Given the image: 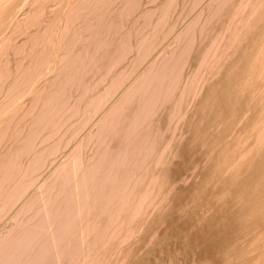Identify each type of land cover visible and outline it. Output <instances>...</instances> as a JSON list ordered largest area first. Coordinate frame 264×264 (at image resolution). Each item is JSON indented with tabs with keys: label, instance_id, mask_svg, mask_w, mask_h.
<instances>
[{
	"label": "bare ground",
	"instance_id": "bare-ground-1",
	"mask_svg": "<svg viewBox=\"0 0 264 264\" xmlns=\"http://www.w3.org/2000/svg\"><path fill=\"white\" fill-rule=\"evenodd\" d=\"M36 1L38 2V0H36ZM49 1H51V0H49ZM54 1H56V0H54ZM89 1L90 0H78V2H77L78 4H76L77 7L75 6L74 8H77V10L79 11V4L84 2V4L86 6L84 5L85 6L84 7L81 5V7H83V9L88 10V12L89 11L92 12L93 10H99V8L103 9V7H105L104 4L110 5V4H108L109 2L105 3V1H102V0H100V1H102L104 3L100 2V4H99V0H94V1L91 0V3ZM120 1L122 2L123 5H124V3L125 4L130 3L129 0H120ZM215 1L219 2V5L217 4L218 2H216V4L218 6L225 4V0H215ZM215 1H213V3H215ZM35 2H34V4H35ZM95 2H97V4H99L98 8H97V4L94 5ZM110 2H113V1L110 0ZM226 2H228V0ZM235 2H236V0H230V2H228V4L231 3L233 5L229 9H228V7H230V6H228L226 9L222 8L221 6L219 8L217 6L216 8H218V9L214 8L217 11V12L216 11L214 12L215 14L221 13V15H223V13H224V16L227 15V18L228 17H231V18L235 17V14L237 16V23L232 24V25H228L230 28L229 29L227 28L228 32L224 38H222L223 34L218 33L215 35H211V37L209 36V38L207 39L206 36H208L210 33L208 34L209 31L207 32L206 28L210 27V25L208 24L209 26H207L206 25L207 23L203 22V24L205 23L204 25H206L207 27H205L204 31H202L203 33L199 32V33H201V35L199 33H198L199 35L197 34V36H201V41H199V43L201 42V44H200L201 49L200 50L198 49L197 57H194L193 61H192V59L190 60V63H189V61H187L188 64H190V66L193 68V69H191L193 71V72L191 71V73H194V71H195V74L190 75L191 77L189 76V78H187V81L189 79V82L187 83V85L185 83V86L182 87V85H184V82L182 80V82H183L182 83L181 81H179V79H180V77L181 78L182 77H184V78L188 77V76L185 77V75H184L185 72H181V71H183V69H181V68H183L184 64H187V62H186V60H188L187 58L188 57H189V59L191 58L190 54H191V52L194 49V46L196 44V43L195 44L193 43L192 38L195 35V30H196L195 27H196L197 21L195 22V24L192 22H189L188 25L185 27V29L177 34V35H179L178 36L179 38L181 37L180 38V40H182L181 44L184 41L186 42V43H184L185 45L183 47H179V50H176L178 48L177 47L178 45L175 46V48L173 50L170 48L172 50V52L169 53L170 57H167V54H168L167 52H165L166 55L164 53V55H165L164 57H161L159 55L160 58H159V56L154 55L153 60H151L152 64H153L152 66H150L151 71L149 72L150 69H148L147 72H144V74H146L148 72L151 74L153 73L151 75L152 77L150 76L149 73H148V75L146 74V76H148V77L145 76L146 77L145 79L142 78L144 76V74H142L143 76H141V78L139 76L140 80L143 79L142 82L141 81L138 82V83H140L139 87H140V85H143L144 93L141 94L140 96H138L136 98V100L134 101L135 102L134 103V109H131V108L125 109L126 111H123V109H122L123 112L122 111L120 112V113L124 114L125 120L127 119L128 121L125 124H120V125L118 124V127H116L115 125H117V124H115L114 122H111V121H113L114 118L116 120L117 117L116 116L113 117V115L111 113L115 114V112H111V111L107 112L108 114H106L107 116H104L106 118H104L103 121L101 120L102 121V124H101L102 127H103V122H108V124L110 122V123H113V126H115L117 129H116V131H115V129L110 131V128L108 130L106 127V129H107V130L105 129L106 132L105 131L103 132V130H102V132L100 134L102 136L99 137L100 136L99 135L98 136L99 138H97L100 140L101 144L98 142L97 143L101 147L99 145H97L98 146L97 148H98L99 152H100L99 147L103 148L105 151L103 152V149H102V153L97 152L98 153V154L96 153L97 158L95 157L96 159L91 162L92 166L90 165L91 166L90 167L88 165L89 169L88 168L86 169L88 171L84 172L86 177H88V178L91 177L92 181L94 179L96 181V183H95L96 187L94 184L95 188H93L94 190H92L93 193L90 192V194L95 199V201H94L95 203L93 205L96 209L95 214L92 215L94 220L92 219V217H91V220L95 221L96 227L99 226L98 231L96 232V230H95V232L97 234L93 238V240L96 239L94 241L97 242L98 244H100V243L105 244L106 243L104 249L101 247L102 246V244H101V246H100L101 252L100 253H99V248L97 249L98 251L96 250L97 254H99L100 256L98 257V255H97L96 258L97 257L98 258L97 259L95 258L96 260H94V257H95V255H94L93 264H95V262H96V264H122V263H125V264H145L144 262L146 260L148 261L153 256V254L155 253V249H157V248L161 249L162 252L167 253L169 255V257H175L176 258L175 260H178V259L180 260V255L182 256L184 253L185 257L183 258V261H184V259H186L187 260L186 263L190 262L191 264H211V263L214 264V262H216V261H217L216 263H218V264H264V254H263L264 251L263 252L259 251L257 253L255 252V254H252L249 251L250 249L248 248V245H247V247H243L240 245V242H243V241H245L244 243L252 242V244H253V242H260L259 244H264V145L261 147L259 146L260 148L255 147V145L259 142L258 140L262 139V138H260L261 135H257V138L259 136V139H256V142L257 141L258 142L254 143L255 144L254 146L252 143L247 144V146H245V138H244V136L246 134L251 133L253 130H255V131L259 130V131H261V134H264V125H263V123H264V96L263 97L259 96L260 97L259 100H257V96H256L255 99L257 101L254 100L252 103L250 102L251 97L253 96L252 94H253L254 87H257V85L259 83L257 81L259 79V77H257L258 79H256V77L253 79H252V77L251 78L249 77V76H252L249 72L250 66L252 64H254V67L256 65V66H260V68L262 66H264V39H262L264 36L263 26L256 28V30L254 31L256 36H253L252 38H248V36H247V34L249 32H251L252 26H256L260 20L264 19V9L261 8V10L259 9L256 12L255 8H254L255 6L261 7L262 5H264V0H247V2H245V3H247L250 7L249 8H243L242 7L243 8L242 11H241V9H240V11L235 10V8L232 9V7H234ZM75 3H74V5H75ZM211 3H212V0H211ZM39 5H42V4L40 3ZM109 7L110 6H108V8ZM126 7H128V5ZM126 7H125V9H126ZM95 8H97V9H95ZM108 8H106V10H108ZM38 9L40 10V8H38ZM81 10H82V8H81ZM104 10H105V8L103 9V11ZM106 10L104 11L105 14L103 13L104 16H108L106 20L104 19L106 17L102 16L101 13H100L101 14L100 17H99L100 14L97 15V17H99V19L101 17H103V18H101V21L98 22L99 23L98 26H100L102 28H97L96 30H94L93 29L94 26L91 25L92 23L89 26L90 21H92V19H94V18L89 17L90 19H88L90 12L88 14L87 11L84 15L82 13L83 16L78 15L81 17V19H80L81 22L79 24L77 23L79 25L77 27H78V29L80 28V26L83 28L87 27L86 30H88V27L91 28V30L93 29L92 33H91L92 34L91 39H90V36L89 37L87 36L88 37L87 43H88L89 39H90L89 41H91V42L99 43V45H96L95 47H93L94 49H92L93 51L94 50L96 51L95 61L100 66L99 68L103 67V70H106L104 72V73H106L105 77L106 76L108 77V75H109L111 77V83L115 81L113 83L114 85L113 84L112 85L114 87L117 86L115 88L119 89L118 85L120 86V84L122 83V79H124L123 75H125L122 73L123 70L122 71H120L121 69L120 70H113V69L108 70L107 67L112 68L113 66H115V64H117L121 60V58H120V60L118 59L119 57H123L127 53L129 54V51H131V48H129L131 46V44H128V45H130L129 47L126 45L127 48H125L126 50H124V54H122V51H121V53L118 55V52L120 51V50L118 51V48H120L119 45L122 43V42L120 43V39L110 37V38L104 40V38H102L103 36L101 37V35H102L101 33L104 32V30H102L104 26L108 27V29L106 31L108 34L109 33L110 34H118V30H119L120 22H119V24L117 23V21H118L117 20V17H118L117 14L119 15V13L116 14V9L115 8L112 9L110 7L109 10H111V11H110V13L108 12L109 15H106V13H107ZM20 11H21V9H20ZM20 11L18 10L15 14L18 15ZM117 12H119V11H117ZM36 13L39 14V12H36ZM252 13L255 14V15L253 14L254 19L250 23H248L250 20L249 17L251 18ZM75 14L77 15V13H74V15ZM96 14H98V13H96ZM144 14H145L144 15L145 17L141 13V15L145 19V18H147L148 15H147V13H144ZM92 15H94V14H92ZM37 17H38V15H37ZM97 17L95 19H97ZM161 17H160V19H161ZM34 18H35L34 16L31 17L30 24L31 23L32 24L39 23V20L36 21V20H34ZM209 19H211V18H209ZM220 20H221L220 18L217 19L218 22ZM50 21L51 22H48V23L49 24L51 23V25L48 27L52 28V26H54L53 25L54 23L52 22V20H50ZM113 21L115 23L114 25H113ZM151 21H152V19H151ZM193 22H194V20H193ZM208 22L210 23V21H208ZM224 23L225 22L213 23V24H216V26L213 25V27L219 28V30L221 31L222 29H220V28H222V27L226 28L224 26L227 25V23L225 25H224ZM211 24H212V22H211ZM94 25H95V23H94ZM162 25H165V23L160 22L159 24H157V27H155L157 30H155L156 32H154V34H152L150 32H148V33L146 32L147 34H145V36L144 35L140 36L141 34H139L138 36L135 35L137 37L132 41V50H133V48H135L137 51L136 52L137 54L139 53V51H141L140 54L143 53L145 55L146 52H148L150 49H153L155 47V46L153 47V45L156 44L155 41L159 42L158 45H162V43H164L165 40L169 41L167 39L170 35H172V32L170 31L168 33L167 30L164 32L163 28H165V27H163ZM247 25H249V26L247 27ZM1 27L2 26L0 25V28ZM48 27L46 26V29L44 27L43 31H40V29H41L40 28V29H38V31H36V32L34 31L31 34H28V36H29L28 41L31 43L32 46L36 45L40 41L46 43V45L48 47H46L45 53L49 57V54L52 55L51 53L54 52L57 47L54 48L55 46L53 43H52L53 46L51 45L52 47L49 45L50 44L49 42L52 41L53 36H51L52 33H50V32H52V31L50 30V28H49V30L47 29ZM146 27H144L145 30H146ZM213 27H212V29H214ZM85 28H84V31H85ZM78 29L75 30V32L76 31L78 32L79 31ZM80 29H82V28H80ZM171 29H172V27H171ZM91 30H88V31L91 32ZM135 30L137 31V29H135ZM243 30H245V34L242 33ZM153 31H154V29H153ZM75 32L73 31L74 34H71L70 36H68L69 39H71V37H73L74 35L75 36L77 35V33L75 34ZM78 33L79 34H78L77 38L74 36L73 39H75V38L78 39L81 32H78ZM132 33H134V31ZM180 34H181V36H180ZM202 34H204V35H202ZM88 35H90V34H88ZM126 35H127V33L126 34L124 33V36H126ZM154 35H156L157 38H155L156 40L154 42H152L153 38L155 37ZM121 38H123V39H121L123 41V43L125 40H129L128 35L126 37L122 36ZM172 38H173V36H172ZM174 38H177V37H174ZM237 38H238V40H236ZM76 39H75V41H76ZM199 39H200V37H199ZM66 40L67 39H65V42H66ZM175 40L176 39H174V41ZM170 41H171V39H170ZM177 41L179 42L178 38H177ZM60 42H61V40H60ZM85 42H86V40H85ZM125 42H127V41H125ZM221 42L222 43L225 42L224 44H226L225 45L226 47L217 46V43L219 44ZM47 43H49V44H47ZM69 43H70V40H67L66 44H69ZM129 43H131V42H129ZM72 44H73V42H72ZM91 44H94V43H91ZM91 44L89 45V43H88L89 46H91ZM122 44H121V46L124 45V44L123 45ZM69 45H71V44H69ZM165 45H164V47H165ZM38 46H39V44H38ZM75 46H78V47L76 48ZM74 47H75V49H77L79 51V45H74ZM124 47H125V45H124ZM124 47H123V49H124ZM68 49H69V47H68ZM72 49L73 48H70L69 51L71 52ZM87 49H89V48H87ZM57 50L58 49H56V51ZM144 51H145V53H144ZM152 51L150 50L149 52L151 53ZM116 52H117V55L115 54ZM42 53H43V51H42ZM45 53H43L42 55L45 56L46 55ZM148 53H147V55H148ZM227 55L229 57L227 59V60H229V62L227 64H225L224 59ZM142 56H140V57L144 59L145 56H143V57ZM104 57H108V60L107 61H105L106 59L103 60ZM77 58L79 60V56ZM77 58L75 59L76 61H78ZM148 58H150V57H148ZM157 59L159 60V62H157L158 61ZM38 60H37V62H38ZM70 60H69V62H70ZM116 60H119V61L115 63ZM144 60H146V59H144ZM142 62H143V60L138 62L137 65L142 64ZM154 62H155V64H154ZM185 67H184V69H185ZM2 69L3 68H1L0 71H2ZM66 69L67 68H65V70ZM68 69H70V68L68 67ZM194 69H196V70H194ZM83 70H85V69H83ZM68 72L70 73V70ZM208 73L211 74L212 77H210V78H207L209 76L206 77L207 83H206L202 93H200V95L198 96L197 95L198 89H196V91H195L194 86L196 84L197 87H199L198 86L199 83H197V82H199L198 80L202 79V76L205 77L204 74H208ZM259 73H260V71H259ZM73 74H75V73H73ZM180 74H182L184 76H182ZM81 75L83 78L85 77L84 73H82ZM213 77H215V78L213 79ZM100 79H101V77H100ZM100 79H98V80L100 81ZM34 82H36V81H34ZM102 82H97V83L101 84ZM109 83H110V81H109ZM178 83H180V85L182 83V85L179 86V88L182 89V91H181L182 93L185 92V97L182 98V95H181L182 93L178 90L180 92L178 94H180L181 97L178 94H176L179 96V99L176 97L175 98L176 100L174 99V101H173V99H172V101H170L172 97L169 96L170 99H168V97L166 96V90H168L169 88H171V90H172V87L174 89V87L176 85H179ZM100 84L95 85L98 88L95 87L96 91L94 92V95H91L90 98H88L86 100L87 103L89 102L87 105L85 104L87 106V109H88V105H90V107L93 106V104L96 107L100 106L103 103L102 100H104L105 104H106V102L109 103V101H107L110 98L109 93L107 94V92H105V97L102 96L104 93L100 95L101 90L105 89L104 87L99 86ZM115 84H117V85H115ZM112 85L107 84L106 86H108V87L111 86L112 88H114ZM33 86H35V85H32V87ZM132 87L133 86H131V88ZM62 88L59 89L58 93L62 91L61 90ZM64 88H66V87H64ZM175 88H178V87L176 86ZM32 89H34V88H32ZM107 90H108V88H107ZM126 91H128V92H126ZM126 91L123 92V94L121 95L120 98L122 99V97L124 96L122 102L123 103L126 102L128 104L129 103L128 100L135 98V94L133 95L132 90L127 89ZM192 91H195L196 93L192 92ZM115 92H116V90H115ZM125 92H126V94H125ZM131 92H132L133 97H131ZM174 92H175V89H174ZM63 93L66 94V90H65V92L63 91ZM121 93H122V91H121ZM194 93L198 97L197 96L195 97ZM21 94H22V92H21ZM83 94L86 95V93H84V92H83ZM189 94L190 95L193 94L196 99L195 100H194V98L189 99V97H190ZM176 95H174V96H176ZM187 95L189 96L188 98L186 97ZM36 96H37V94H36ZM39 96H40V94H39ZM39 96H38V98H39ZM81 98H82V96H81ZM120 98H119V100H120ZM261 98H263V100ZM57 99H58V97H57ZM67 99L65 101H67ZM78 99H80V98H78ZM35 100H36V98H35ZM55 100L56 99H54L53 97L47 98L45 104L42 102L44 105L41 107L42 108L45 107L48 111H51V110L54 111V109H55L57 111V114L59 115V112L62 111L61 110L62 108H59V106H58V109H56L57 107L55 108V106H54ZM189 100H192L193 101L192 104H194L191 112L187 111L188 105L190 104V102H192V101H190L188 103ZM120 101H119V103L123 104ZM80 103L81 102H79V104ZM110 103H111V101H110ZM101 106H100V108H101ZM156 108L159 109L160 112L162 111L161 113H163V111H164V113L162 114V116H160L161 115L160 114L159 115L160 117L158 116L156 119H153L152 118V111ZM63 109H64V107H63ZM96 109L93 112L96 113L97 112ZM92 110H93V108H92ZM107 111H108V109H107ZM90 113H89L91 115L90 117H92L94 114L92 112H90ZM153 114H154V112H153ZM172 114H173V116H172ZM24 115L25 114H23V116ZM52 115H55V113H52ZM61 115H62V113H61ZM169 115H171L172 118L175 117L174 115H177L176 116V117H178L176 119L177 125H178L179 120H180L179 125L183 123L182 129L183 130L185 129V131H182V129H180V130L182 132L187 133L188 134L187 137H183V136L177 137V135H179L180 133L182 134V132L179 130V128L176 125H175L176 126L175 129H172V127L170 125H168V126H170L171 128H168L167 123L169 124L170 122H172V121L167 122V119H170V120L172 119V118H168V117H170ZM49 116L50 115H48L47 117L45 116L46 118L45 117H43V118L47 119ZM120 116L122 117L121 114H120ZM155 116H156V113H155ZM21 118H23V117L21 116ZM51 118L52 117H50V119ZM53 118H54V116H53ZM61 118H62V116H61ZM45 119L41 120L42 122H44L43 124H45V122L46 123L49 122V120H50L49 119L48 121H45ZM55 120H56V118L54 119V121ZM97 120H98V123L101 122L99 120V118ZM94 121L96 122V120H94ZM174 121H175V119L173 120V122ZM181 121H182V123H181ZM40 124H42V123L40 122ZM91 124L93 126V123H91ZM106 124L107 123H105V125ZM217 124L222 125V128L220 130L215 129ZM82 125H83V127H80L79 129L84 128V124H82ZM138 125H140L142 127L139 128ZM182 125L179 127H182ZM24 127H26V125ZM102 127H100V128L103 129ZM235 127H236L235 131L239 132V133H237V134H239V136L235 137L233 139H230L229 135L233 134L232 131L234 130L233 128H235ZM104 128H105V126H104ZM53 129H54V127H53ZM18 130H20V128ZM21 130H20V132L22 133V131L24 129L22 131ZM175 130H179L180 132L179 131L176 132ZM6 131H8V130H6ZM32 131H34V130H32ZM32 131H31V133L33 135ZM5 132L3 131V133H5ZM20 132H16V133H20ZM53 132H54V130H52V133ZM16 133H15V136L17 135ZM31 133H30V136H31ZM176 133H178V134H176ZM116 134H119V135L117 136ZM26 137H28V136H26ZM46 137L48 138L47 135H46ZM15 138H17V137H14V139ZM100 138H102L103 140ZM178 138H181V139H178ZM263 141H264V138H263ZM198 144L206 145V150H205L204 154H202V156H200V158H197V161L193 159L196 162L192 161L193 162L192 163L191 157L194 155V151L196 150L195 147ZM259 145H261V143H259ZM22 148H25V147H21V149ZM44 149H43V151H44ZM8 152H10V151H8ZM18 152H20V151H18ZM37 154H39V153H37ZM43 154L44 153H42L41 155L43 156ZM3 155L6 156L5 154H3ZM40 157L37 158L36 160H34L35 164H37L39 161L41 162L42 157H41V159H40ZM44 157H46V156H44ZM205 159L210 160L211 165H209V167L205 171L201 172L200 169H198V167L202 164V162ZM11 160H12V158H11ZM44 160H46V159H44ZM220 163L226 164L225 170H223V168L218 167ZM5 164H7V163L2 162V166H0L1 172L6 169ZM72 165H73V163H72ZM133 165H135V166H133ZM88 166H86V167H88ZM8 171H10V169ZM195 172H196V174L197 173L201 174V176H202L201 184L195 185L194 183H192L193 185H191V186L190 185L187 187L181 186V181L182 180L184 181L187 178L186 176L190 177L193 174L195 176ZM5 173H6V171H5ZM83 174H82V177H85V176H83ZM2 175L3 174L1 173V177H2ZM5 175H7V174H5ZM20 177H22V176H19V178ZM130 177H134V178H130ZM198 178H199V175H198ZM128 179H130V180L133 179V180L131 182H128ZM2 180H4V179H2ZM9 180H11V179H9ZM26 180L27 179H24V181H26ZM30 181H31V179H30ZM86 181H87V178H86ZM88 181L90 182L91 180L88 179ZM68 182H69V180H68ZM5 183L6 184H4L2 182L0 183L1 184L0 185V194L2 195L0 198V202L6 200L7 196L10 200L11 195H12V194H10L11 193V187L15 186L13 183H11V184H9L7 182H5ZM74 183L75 184L73 186L68 183L71 186V188H69L67 186L68 184L66 185L67 187L66 186L63 187L62 186L63 184L61 183L59 190L61 192L65 191V194H67L66 197L71 195V193H73L72 195H75V192H77V194H79V197H80L81 191L79 190V186L81 187L82 183L80 184L77 181ZM93 183H94V181H93ZM93 183L91 182L92 187H93ZM86 184H87V182H86ZM97 184H98V186H97ZM10 185H12V186H10ZM84 185H85V183H84ZM58 187H59V185H58ZM82 187L83 188L86 187L85 191H86V189L89 188L88 185L82 186ZM66 188H68V189H66ZM59 190H57V191H59ZM76 190H78V191H76ZM60 191L57 192V193H59L58 197H60V194H61ZM79 191H80V193H79ZM9 195H10V197H9ZM84 195H85V193H84ZM37 196L35 195V198H33L32 201L30 199V203L31 202L33 203V201L36 203V201L38 200ZM40 197L41 196H39V198ZM93 198H92V200H94ZM62 201H64V199H62ZM62 201H60V202H62ZM65 201L67 202L68 199ZM69 203H70V201H68L65 205H63V207L66 209V211L71 210L73 208L72 206L74 203L73 202H71L70 204ZM91 203H93V202L91 201ZM61 204H63V203H61ZM58 205L56 204V206H58ZM196 205L199 206V207H197V209H199V210L195 211L192 208L195 207ZM0 207H2L1 204H0ZM42 207L43 206H41V209H42ZM58 207L62 208L61 205H59ZM122 208H123V210H124V208H125V210L127 209L126 212L123 211ZM92 209H94V208H92ZM105 209L109 210V212L111 210V212H113V215L111 212H110L111 215L107 214L108 215L107 216L106 213H108V212L105 213L106 216L103 215V212H105ZM49 210H51V209H49ZM97 210L99 211L98 213H96ZM118 210H120L121 212H124V213L123 214L120 213V216H119V212H120L119 211L118 214L116 215ZM1 211L2 210H0V212ZM54 211H55V208H54L53 212ZM66 211H64V212L66 213ZM56 212H58L59 214L54 213L55 215L53 214V217H55V218H53V219H56L57 218L56 216H58L60 218L61 217L64 218L65 216H67V215L64 216V214L61 216V213L63 211H60L61 212L60 213L58 211V208H57ZM36 213H37V210H36V212L35 211L33 213L31 212L30 213L31 215L28 217L26 215V217H27L26 220L33 221V218L34 217L36 218V215H35ZM114 214L116 216H119L120 218L117 219L118 217L116 218ZM150 216H152V217H150ZM114 217H115V219H113ZM133 217H134V220H133ZM50 218H51V216H50ZM62 218L60 220H64ZM76 219H78V221L81 222V220L79 218H76ZM116 219H117V221H116ZM113 220H115L116 222L114 221L113 224H111ZM55 221H57V219ZM78 221H76V222H78ZM117 222H118V224H117ZM164 222H168L167 228L165 230L161 229L160 233L158 235H156L158 232L157 231L158 225H160V223L165 224ZM29 223H28V225H29ZM114 223H116L115 229L118 230V228H119L118 231L121 230L120 232L122 233L121 236H119L118 241H116L115 238L113 239L110 237L111 233L108 236L109 239H108V237H107V240L102 239V237L104 235L103 233H105V231H106L104 229L106 228L108 230L107 225L111 224V226H112V225H114ZM58 224H62V222L61 223L58 222ZM67 224H69V223H67ZM77 224L79 225V223H77ZM86 224L87 223H84L83 225H86ZM30 225H31V223H30ZM30 225L28 227H30ZM32 226H34V225H32ZM35 226H36V224H35ZM92 226H91V228H93ZM25 227H27V226H25ZM28 227H27V229H28V231H30L31 229L29 230ZM59 227H61V226H59ZM30 228H32V227H30ZM84 228H81V230ZM139 228L144 229L143 230L144 233L142 232L143 235L140 236V238H139V241L141 242V246H143L146 241H148V240L150 241L151 239L154 242V245L152 243L147 242L149 245L151 244L152 247L149 248L148 250H146V252L141 253V254H139V251H141L140 246L134 247L133 244H131V243L123 245L124 239L127 238L128 236H131L132 234H130V233H133L135 230L137 231V229L139 230ZM15 229H17V230H15ZM87 229L85 228L84 230H87ZM79 230L80 229H78V232H77V230H75L77 232L76 234H78V235H80V233L81 234L83 233V232H79ZM84 230H82V231H84ZM116 230L113 229L112 234H113V232L115 234L117 232ZM8 231L9 230H6L5 232H8ZM16 231H18V232H16ZM59 231H61L60 228H59ZM62 231H63V229H62ZM131 231H133V232H131ZM183 231H187V232L184 233V235H183V234H181V232H183ZM19 232L20 231L18 230V228L14 227V230L12 228V230L9 231L8 234L5 235L4 237L0 236V254L5 253V254H3V256L4 255L7 256L6 254H8V253H6V250H8V249L11 250L13 245L14 244L16 245V243H18L17 240L20 239L21 234ZM23 232H25V231H23ZM37 232H38V230H37ZM45 232H46V229H45ZM155 232H156V234H155L156 238L153 239L154 236L152 237L151 235H154ZM176 232H178L177 235H175ZM42 233H43V231H42ZM56 233H58V232H56ZM65 233H67V232L65 231ZM71 233H75V232L72 231ZM106 233H107V231H106ZM117 233L119 234V232H117ZM252 233H254V235H251ZM257 233H260V234H257ZM25 234H26V232H25ZM53 234H51L52 238H54ZM76 234H75V236H76ZM116 234L114 236L112 235V237H115V236L118 237ZM42 235L43 236L40 238L39 243L41 242L43 244L45 241L50 242L51 237H49V233L48 234L44 233ZM181 235H183V236H181ZM59 236H60V234H59ZM69 236H68V238H71ZM173 236H174L175 240L177 238H179V239L182 238V240H183L182 242L185 241L186 245L182 246L184 244L181 242L182 245L180 244L179 247L174 246L175 249H174V247H171L170 240H172L171 237L173 238ZM26 237H27V235H26ZM150 237H151V239H150ZM29 238L30 237L26 238V240L27 239L29 240ZM75 239H76V237H75ZM78 239H79V237L77 238V240ZM20 240H22V238ZM42 240H43V242H42ZM127 240H128V238H127ZM31 241H32V239H31ZM51 241H53V240H51ZM74 241H76V240H74ZM176 241L179 243L178 239ZM57 242H59V241H57ZM95 242H94V244H95ZM61 243L63 244V242H61ZM74 244H76V243H74ZM33 245H35V244H33ZM40 245L38 244V247L33 248L34 251H30V252L25 251L27 254L25 255V259H23L24 261L26 260L24 264H57L56 260L52 259V258H54L53 255H51V253L53 251H51V250L47 251V252L42 251L39 248ZM63 245H61V246L63 247ZM78 245H77V249H78ZM92 245H90V246L92 247ZM173 245L174 244H172V246ZM45 246H46V250H47L48 244ZM64 246H65V248L68 247V246L66 247V245H64ZM29 247H31V246H29ZM75 247H76V245H75ZM26 248H28V247H26ZM65 248H63V249H65ZM71 248H73V247H71ZM54 249H56V248L54 247ZM48 250H49V248H48ZM79 250L80 249H78V251ZM261 250H264V249L262 248ZM59 251H61L60 248H59ZM181 252H182V254L179 255V253H181ZM70 253L75 258L76 252H74L75 255L72 254V252H70ZM54 255H56V257H57V254L54 253ZM71 255H69V256H71ZM1 256H0V258H2ZM59 256H60V253H59ZM76 256H78V255H76ZM9 257H11V256H9ZM20 257L22 258V256H20ZM72 257H70L71 260H72ZM153 258H154V256H153ZM5 259H7V258H5ZM66 259H67V257H66ZM71 260H70V263L73 264L74 261L72 263ZM75 260H78V258ZM7 261L10 262L9 260H7ZM24 261H22V262H24ZM78 263H76V264H78ZM0 264H2V263H0ZM61 264H63V262ZM80 264H81V262H80ZM90 264H91V262H90Z\"/></svg>",
	"mask_w": 264,
	"mask_h": 264
},
{
	"label": "rangeland",
	"instance_id": "rangeland-1",
	"mask_svg": "<svg viewBox=\"0 0 264 264\" xmlns=\"http://www.w3.org/2000/svg\"><path fill=\"white\" fill-rule=\"evenodd\" d=\"M26 1L27 0H0V14H1L0 15V25L2 26L0 28V69L3 68L2 71H0V111H1L0 112V134L2 133L0 135V139H1L0 140V157H1L0 158V164H1L0 166H2V162L3 163H7V164H5V168L6 169L4 171L1 172V169H0V179L1 178L4 179V180L1 179L0 181L2 183H4V184H6L5 182L11 184V183H13L15 181L13 183L15 186L10 185V186L13 187V188L11 187V193L10 194H12V195H11L10 200H9V198L7 196L8 200L6 199V200L0 202V204L2 206V207H0V210H2L0 212V224H1L0 225V236L4 237L5 235L8 234L9 231L12 230V228L14 230V227H15V228H18V230L20 231L19 232L21 234L20 239L22 238V240H20V239L17 240L18 243H16V245L14 244L16 247L13 245L11 250L10 249L6 250V253H8V254H6L7 256H5V255L3 256V254H5V253L1 252L2 254H0V256L2 255L1 256L2 258H0V263H2V264H17V263L18 264H22L23 263L24 264L26 260L24 261L23 259H25V255L27 254L26 252L34 251L33 248H36V247H38V244L39 245L41 244L39 246V248L42 251H46V252L50 251V250L53 251L51 253V255H53L54 258H52V259H55L57 264H59V263L61 264L62 262H63V264H71L70 263V260H71L70 257H72L73 255H71L70 252H72V254H74V252H76L75 254L78 255V256H76L74 254L75 258H74V256L72 257L71 262L73 263V261H74L73 264H76L78 262H79L78 264H80V262H81V264H83V263L84 264H88V263L90 264V262H91V264H93V261L96 260L100 256L99 254H97L96 250L99 248V253H100L101 252L100 246L102 244V243L98 244L97 242H95L94 240H96V239L93 240V238L97 234L96 232L98 231L99 226L96 227L95 221L91 220V217H92V215L95 214L96 209H95V207L93 205L95 203L94 202L95 199L90 194V192L93 193L92 190H94L93 188L96 187V184H95L96 181L93 178L94 179L93 180L94 183H93L92 178L91 177H89V178L86 177L84 172L88 171L86 169L87 168L89 169V166L91 165V162L97 158L96 157V153L99 152V150L97 148L98 147L97 145H99L98 143H100V140L97 139V138L102 136V135H100L102 130H103V132L104 131L106 132V130L107 129L109 130V128H110V131L114 130V129L116 131V129H117L116 127H118V124L119 125L120 124H125L128 121L127 119L125 120L124 114H122L120 112L122 111V109H123V111H126L125 109H130V108L134 109V103H135L134 101L136 100V98L138 96H140L141 94L144 93L143 85H140V87H139L140 83H138L139 81H141V82L143 81V79L140 80L141 76H143L142 74H144V72H147L148 69H150V66L153 65L151 60H153L154 55L155 56H159L160 55L161 57H164L166 55L165 52H167L168 53L167 57H170L169 53L172 52V50L175 48V46L178 45L177 46L178 48L176 47L177 48L176 50H179V47H183L185 45L184 44V43H186L185 41L181 44V42H182V40H180L181 37L179 38L178 37L179 35H177V34L179 32H181L182 30H184L189 22H192V23L195 24V22L197 21L196 22V27H195L196 28L195 35L192 38L193 43L194 44L196 43V44H195L194 49L192 50L191 54L189 53L191 58L189 59V57H188L187 58L188 60H186V62L189 61V63H190L191 59L193 61L194 57H197L198 49L199 50L201 49V46H200L201 42L199 43V41H201V36H197V34L199 32L203 33L202 31H204L205 27L210 25V27L206 28L207 32L209 31L208 34L210 33L208 36H206L207 39L209 38V36L211 37V35H215V34H218V33L223 34L222 38H224L227 35V32H228L227 28L228 29L230 28L228 25H232V24L237 23V16L235 14V17H232V18L228 17L227 18V15L225 14L226 16H224V13H223V15H221V13H219V14H215L214 13L216 11L215 9H218L220 6L222 8H225V9L228 6H230V7H228V9L231 8V6H233V5L231 3L228 4V2H230V0H228V2H226L227 0H225V4H222L220 2L222 4L220 6H218L219 2L215 1V0H212V3H211V0H129L130 3L129 4L128 3H126V4L124 3V5L122 4V2L120 0H115V1L111 0L113 2H110V0H102V1H105V3L109 2L108 4H110V5L104 4L105 7H103V9L105 8V10H106V8H108V6H110L112 9H114V8L116 9V14L119 13V15L117 14V16H118L117 20L118 21L116 19L115 20L117 21L118 24L120 22V24H119L118 34H110V33L108 34L106 32L108 27L104 26L103 29H102V30H104V32L101 33L102 34L101 37L103 36L102 38H104V40H106V39H108L110 37L118 38V39H120V43L121 42L123 43V41L121 40L123 38H121V37L122 36L126 37L128 35V39L129 40H125L127 42L124 41V43H123L125 45V47H124V45L122 43L121 44L123 46H121V44L119 45L120 48H118V51L119 50L120 51L119 52L117 51L118 55L121 53V51H122V54H124V50H126L125 48H127V46L128 47L130 46L128 44H131V46L129 47V48H131V51H129V54L128 53L125 54V56H123L124 58L123 57H119L118 59L120 60V58H121V60L120 61L116 60L115 63L118 62V61L119 62L117 64H115V66H113V67L111 66L112 68L107 67L108 70H112V69L113 70H120L121 69L120 71L123 70L122 73L125 74V75H123L124 79H122V83L121 84L119 83L120 86L118 85V87H119V89H118V88H115L117 86H115V87L113 86L114 85L113 83L115 82L114 80H113L114 82L111 83V77L109 75H108V77L107 76L105 77L106 73H104V72L106 70H103V67L99 68L100 66L95 61V53H96V51L95 50L93 51L92 49H94L93 47H95L96 45H99V43L89 41L91 39L92 30L93 29L96 30L97 28H102V27L98 26V24H99L98 22L101 21V18H103V17H101L99 19L101 14H102V16H104L103 13H104L105 10L103 11L102 8H99V10H93L92 12L89 11L90 12V14H89L88 10L83 9V7H81V5L82 6L85 5L84 2H82L83 4L82 3L79 4V11H78L77 8H74L75 6L77 7L76 4H78L77 3L78 0H60V1L59 0L58 1L57 0L56 1H54V0H51V1H49V0H46V1L45 0H38V2L36 0H28L27 1L28 3ZM102 1L99 0V4ZM213 1H215V3H213ZM34 2H35L36 5L34 4ZM89 2L91 3V0ZM216 2H218L217 3L218 5L216 4ZM245 2H247V0H236V2L234 4V7H232V9L235 8V10H239V11L241 9V11H242L243 8H249L250 6L247 3H245ZM40 3L42 5H39ZM74 3H75V5H74ZM102 3H104V2H102ZM96 4H97V2H95L94 5H96ZM99 4H97V8H98ZM127 5H128V7H126ZM217 6H218V8H216ZM110 7L108 8V10L110 9ZM125 7H126V9H125ZM38 8H40L41 11ZM81 8H82V10H81ZM97 8H95V9H97ZM254 8H255V11L257 12L259 9L261 10V8L264 9V5H262L261 7L260 6H255ZM20 9H21V11H20ZM18 10L21 13L19 12V14L16 15L15 13ZM108 10H106V12H107L106 15H109L108 12L110 13V11H111V10H109V11ZM86 11L89 14L88 19H90L91 17H93L95 19L97 17V15H99L101 13L99 15V17H97V19H95V20L92 19L93 22L90 21L89 26H90L91 23H92L91 25L94 26V28L92 27L93 28L92 30H91V28L88 27V30H91V32L86 30L87 27L86 28L84 27L85 31H84L83 27L80 26V28H82V29H80V28L78 29V27H77V26H79L78 24L81 22V20H80L81 17L80 16L82 15V13L84 15L86 13ZM117 11H119V12H117ZM36 12H39V14L36 13ZM74 13H77V15L76 14L74 15ZM96 13H98V14H96ZM141 13L143 14V16L145 15L144 13H147V15H148L147 18L144 19L145 16L143 17L141 15ZM92 14H94V15H92ZM253 14L254 13H252L251 18L249 17L250 20H249L248 23H250L254 19V15L255 14L254 15ZM37 15H38V17H37ZM78 15H80V16H78ZM33 16L35 17L34 20H36V21L39 20V23H37V24H32L31 23L32 25L30 24V19ZM104 17H106V18H104L106 20L108 16H104ZM160 17H161V19H160ZM209 18H211V19H209ZM219 18L221 19L219 22H221V23L225 22L224 25L227 23V25H225V26L223 25L226 28H223V27L220 28V29H222L221 31L219 30V28L213 27V25L216 26V24H213V23H219L217 21V19H219ZM151 19H152V21H151ZM50 20H52V22L54 23V24L52 23L54 25V26H52V28L48 27V26L51 25V23L50 24L48 23V22H51ZM193 20H194V22H193ZM208 21H210V23ZM68 22L69 23L71 22V23L69 24ZM158 22L159 23L160 22L165 23V25H162L163 27H165V28H163L164 32L166 30H167L168 33L170 31L172 32V35H170L168 37V39H167L169 41L165 40L164 43H162V45H158L159 42L155 41L156 40L155 38H157V36L154 35L155 37L153 38L152 42L155 41V43L157 45L153 43L154 44L153 47L154 46L155 47L153 49H150L151 51L153 50L151 52L152 54L149 52L150 50L148 51L149 53L148 52L145 53V51H144L145 55L143 53L140 54L141 51H139V53L137 54L136 53L137 51H136L135 48H133V50H132V41L139 34H141L140 36H143V35L145 36V34H147L148 32L154 34V32H156L155 30H157L155 27H157V24H159ZM203 22H206L207 26L204 25L205 23L203 24ZM211 22H212V24H211ZM94 23H95V25H94ZM114 24L115 23L113 21V25ZM46 26L48 27L47 28L48 30L50 28V30L52 31V32H50V33H52L51 36H53L52 41L49 42L50 44L49 43H47V44H49L51 46L52 43H53L54 46H55L54 48L57 47L56 49H58L57 51L55 49V51L51 53L52 55H50L48 53L49 57L45 53L46 52V47H48L46 45V43L40 41V42H38L36 44L37 46L36 45L32 46L31 43L28 41L29 40L28 34H31L34 31L36 32L40 28H41L40 31H43V28L45 27V29H46ZM248 26L249 25H247V27ZM260 26H263V30H264V19L260 20L256 26H252L251 32H249L247 34L248 38H252L253 36H256L254 31L256 30V28H258ZM144 27H146V30H145ZM171 27H172V29H171ZM212 27L214 29H212ZM77 29L79 30L78 32H81V34L79 35L78 39H76V38H77L79 33L77 31L75 32V30H77ZM135 29H137L138 32ZM141 29L143 31L144 30L145 31L143 32ZM153 29H154V31H153ZM132 30L134 31V33H132L133 32ZM73 31L75 32V34L77 33L76 36L74 35L76 37L75 39H76L77 42L75 41V39H73L74 38L73 35H72L73 37H71V39H69V37H68L71 34H74ZM124 33L125 34L127 33V35L124 36ZM201 33H199V34L201 35ZM242 33L245 34V30H243ZM88 34H90V35H88ZM135 35H137V36H135ZM202 35H204V34H202ZM87 36L88 37L90 36V39L88 40L89 45L91 43H94V44H91V46H89L88 43H87V38H88ZM172 36H173V38L177 37L179 42L177 41V38H174V39H176L175 40L177 42L176 43L174 41V39L172 38ZM180 36H181V34H180ZM199 37H200V39H199ZM64 38L67 39V40H70L69 44H71V45L66 44L67 40L65 42ZM170 39H171V41H170ZM262 39H264V36H263ZM60 40H61V42H60ZM85 40H86V42H85ZM236 40H238V38ZM72 42H73V44H72ZM129 42H131V43H129ZM224 43H222V42L219 43V44L217 43V46L226 47L225 46L226 44H224ZM38 44H39V46H38ZM74 45H79V51L77 49H75V47L77 48L78 46L74 47ZM164 45H165V47H164ZM68 47H69V49H68ZM123 47H124V49H123ZM70 48H73L71 50L72 53L69 51ZM87 48H89V49H87ZM42 51H43V53H45L47 55V56L45 55L46 57L44 55H42L43 54ZM117 52L115 53L116 55H117ZM147 53H148V55H147ZM164 53H165V55H164ZM142 55L145 56L144 59H146V60H144L143 58L140 57ZM78 56H79V60L77 58ZM160 56H159V58H160ZM148 57H150V58H148ZM76 58H77L78 61L75 60ZM228 58L229 57L227 55L225 57V59H224L225 64H227L229 62V60H227ZM37 60H38V62H37ZM69 60H70V62H69ZM103 60L107 61L108 57H104ZM139 60L140 61L143 60V62H142V64L139 63L140 65H137L138 62H140ZM155 62H154V64H155ZM157 62H159V60ZM187 64H188V62H187ZM187 64H184L183 68H181V69H183V71H181V72H185V74H184L185 77L186 76H188V77H186V78L182 77L181 78L179 76L180 77L179 81L182 82V80H183V82H184V85H182L183 82L181 83L182 87L185 86V83L187 85V83L189 82V79L187 81V78H189L190 75L195 74V71H194V73H191V71H192L191 69H193V68L190 66V64H188V65ZM252 65L250 66V71H249L252 76H249V77L250 78L252 77V79L255 78V77H256V79H258L257 77H259V79L257 80L259 83H258L257 87H254L253 94H252L253 96L251 97V100H250L251 103L254 100L255 101L259 100L261 96L262 97L264 96V66H262L260 68V66H256L255 65V67H254V64H252ZM68 67L70 69H68ZM184 67H185V69H184ZM65 68H67L68 70L67 69L65 70ZM83 69H85V70H83ZM69 70H70V73L68 72ZM194 70H196V69H194ZM150 71H151V69L149 70V72ZM259 71H260V73H259ZM73 73H75L76 75L73 74ZM82 73H84V75H85L84 78L81 75ZM148 73H146V74L148 75ZM146 74H144V76L142 78L145 79L146 77H148V76H146ZM149 74L151 76L153 73L152 74L149 73ZM182 74H180V75H182ZM184 75H182V76H184ZM204 75H205V77L202 76V79L198 80L199 82H197V83H199L198 84L199 87H197L196 84L194 86L195 87V91H196V89H198L197 90V95L198 96L204 90V87H205V85L207 83V78L212 77V75L209 74V73L208 74H204ZM139 76H140V78H139ZM207 76H209V77H207ZM100 77H101V79H100ZM214 78L215 77H213V79ZM98 79H100V81ZM34 81H36V82H34ZM109 81H110V83H109ZM97 82H102V83L100 84V83H97ZM96 84L97 85L100 84L99 86H102V87L105 88V89L101 90L100 95L104 93L102 96L105 97V92H107V94L109 93L110 96L109 95L108 96L110 98L109 97H108L109 99L107 98L108 99L107 101H109V103L105 101L106 102V104H105L104 100H102V102L104 104L102 103L101 104L102 106L100 105L101 108H100V106L96 107L93 104V106H91V107H90V105H88V109H87L86 105L89 102L87 103L86 100L88 98H90L91 95H94V92L96 91L95 89L98 88V87L95 86ZM107 84H110V85L113 84L112 86L115 89L112 88L111 86H110L111 88L108 87L109 85L106 86ZM178 84L179 85H176V86L179 88V86H181V85H180V83H178ZM32 85H35V86L32 87ZM115 85H117V84H115ZM131 86H133V87L131 88ZM64 87H66V88H64ZM175 87H174L175 92H174L173 87H172V90H171V88L166 90V96L168 97V99H170V97H172L170 101H172V99L174 101V99L176 97L179 99V96L181 97V95H182V98L185 97V92H183L184 93L183 94L181 92L182 91L181 88L178 89V88H175ZM32 88H34V89H32ZM60 88H62L61 89L62 91L60 90L61 92H59V93L63 97L58 93ZM107 88H108V90H107ZM127 89L128 90H132L133 91V95L135 94V98H133L131 100H128L129 101L128 104L126 102L125 103L122 102L124 96L122 97V99L120 98L121 95L123 94V92L126 91ZM65 90H66V94L63 93V91L65 92ZM115 90H116V92H115ZM178 90L182 93L181 95L178 94V93H180ZM121 91H122V93H121ZM195 91H192V92H195ZM21 92H22V94H21ZM83 92L86 93V95L83 94ZM126 92H128V91H126ZM126 92H125V94H126ZM195 93H194V95H195ZM36 94H37V96H36ZM39 94H40V96H39ZM176 94H178L179 96L176 95ZM174 95H176V96H174ZM194 95L193 94L192 95L189 94L190 97L188 95L186 97L187 98L189 97V99L194 98V100H195L196 99L195 97L197 95H195V97H194ZM38 96H39V98H38ZM81 96H82V98H81ZM256 96H257V100L255 99ZM50 97H53L54 99H56L54 101V106H55V108L57 107L56 109H58V106H59V108H62L61 109L62 111L59 112V115L57 114V111L55 109H54V111H55L54 112L53 110L48 111L45 107H43V108L41 107V106H43L45 104L46 99L50 98ZM57 97H58V99H57ZM118 97L120 98L121 101L119 100ZM131 97H133L132 96V92H131ZM35 98H36V100H35ZM65 98L67 99V101H65L66 100ZM78 98H80V99H78ZM261 99L263 100V98H261ZM192 100H189L188 103L190 101H192ZM110 101H111V103H110ZM119 101L121 103H123V104H120ZM193 101L190 102L189 105L187 104L188 105L187 111H189V112H191V110L193 109V105H194V104H192ZM79 102H81V103L79 104ZM63 107H64V109H63ZM92 108H93V110H92ZM95 109L97 110L96 113L93 112V111H95ZM107 109H108V111H107ZM89 111L94 114L92 117H90L92 114ZM110 111L111 112H115V114L114 113H111V114L113 115V117L116 116L117 119L115 120V118H114L113 121H111V122H114L117 125H115L116 126L115 127V126H113V123L109 122V124H108V122H103V127H102V125H101L102 121L104 120V118H106L104 116H107L106 115V114H108L107 112H110ZM153 112H154V114H153ZM161 112L157 108L154 109L152 111V118L156 119L160 114H161L160 116H162L164 111H163V113H161ZM52 113H55V115H52ZM61 113H62V115H61ZM155 113H156V116H155ZM23 114H25V115L23 116ZM120 114L122 115V117L120 116ZM48 115H50V116L47 119H45ZM21 116L23 118H21ZM53 116H54V118H53ZM61 116H62V118H61ZM169 116L170 117H168V118H172L173 114H172V116L171 115H169ZM174 116L176 117L177 115H174ZM43 117H45V118H43ZM50 117H52L53 119L52 118L50 119ZM175 117L172 118L173 120L175 119L174 122H173L172 119L171 120L167 119V122L168 121L169 122L172 121L169 124L167 123V126L170 125L172 127V129H175L176 126H177L179 128V130H180V129L183 128V125H182L183 123L181 121L182 124L179 125V123H180L179 122L180 120H179L178 121V125H177L176 119L178 117H176V118ZM55 118H56V120L54 121ZM98 118H99L100 121L102 120L101 122L99 121L100 123H98V120H97ZM37 119L42 124H40V122ZM43 119H45V121H48L49 119L50 120H49V122H47V123L45 122V124H43L44 122L41 121ZM94 120H96L97 123ZM91 123H93V126H92ZM105 123H107V124L105 125ZM82 124H84V128H81L82 129L81 130L79 128L83 127ZM25 125H26V127H24ZM181 125H182V127H179ZM263 125H264V123H263ZM104 126H105V128H104ZM170 126H168V128H171ZM53 127H54V129H53ZM100 127H102L103 129H101ZM106 127H107V129H106ZM138 127L140 128L142 126L138 125ZM17 128L18 129L20 128V130L22 129L23 130V131L21 130L22 133ZM221 128H222L221 124H217V126L215 127L216 130L217 129L220 130ZM233 129H234L233 130L234 132L232 131L233 134L231 133L232 135H229L230 139H233V138L239 136V134H237L239 132L235 131L236 127L233 128ZM6 130H8V131H6ZM32 130H34V131H32ZM52 130H54L55 133L54 132L52 133ZM179 130H175V131L177 132ZM3 131L4 132L6 131V132L3 133ZM31 131L33 132V135L31 133ZM182 131H185V129L184 130L182 129ZM16 132H20L21 134L20 133H16ZM15 133L17 134L16 136H15ZM30 133H31V136L33 138L30 136ZM176 134H178V133H176ZM46 135L48 136V138L46 137ZM116 135L118 136L119 134H116ZM257 135H261L260 138H262V139H259V136L257 138ZM26 136H28V137H26ZM181 136L187 137L188 134L185 133V132H182V134L180 133L179 135H177V137H181ZM14 137H17L18 139L17 138L14 139ZM244 138H245V146H247V144H250V143H252L253 146H254L255 145L254 143H257L258 141L259 142L255 145L256 148H260L261 146L264 145V141H263L264 134H261V131H259V130H257V131L253 130L251 133L246 134L244 136ZM100 139H102V138H100ZM178 139H181V138H178ZM256 139H259V140L256 142ZM259 143H261V145H259ZM21 147H25V148L21 149ZM78 147L79 148L81 147V148L79 149ZM100 147H99V149H100V152L102 153V149L103 148H100ZM43 149H44L45 152L43 151ZM195 149L196 150L194 151V155L191 157L192 158L191 162L192 161L196 162L197 158H200V156H202V154H204V152L206 150V145L198 144V145H196ZM8 151H10V152H8ZM18 151H20V152H18ZM104 151L105 150L103 149V152ZM37 153H39V154H37ZM42 153H44L43 156L41 155ZM3 154H5L6 156H4ZM40 156L42 157V159H41ZM44 156H46V157H44ZM39 157L41 159V162L39 161L37 164H35L34 160H36ZM11 158H12V160H11ZM44 159H46V160H44ZM193 159L196 160V161H194ZM72 163H73V165H72ZM209 165H211V161L205 159L202 162V164L198 167V169H200V171L203 172L209 167ZM86 166H88V167H86ZM133 166H135V165H133ZM218 167L223 168V170H225L226 169V164L220 163ZM9 169H10V171H8ZM5 171H6V173H5ZM1 173L3 174L2 177H1ZM4 173L7 174V175H5ZM82 174L85 177H82ZM198 175H199V178H198ZM19 176H22V177L19 178ZM186 177H185L186 179L184 181L183 180L181 181V186H183V187L184 186L187 187L189 185L191 186V185H193L192 183H194L195 185L196 184H201L202 176L199 173L196 174V172H195V176L193 174L190 177L189 176H186ZM86 178H87V181H86ZM130 178H134V177H130ZM9 179H11V180H9ZM24 179H27V180L24 181ZM30 179H31L32 182L30 181ZM88 179H90L91 181L89 182ZM68 180H69V182H68ZM132 180L133 179H131V180L128 179V182H131ZM76 181L79 182L80 184L82 183L81 187L79 186V190L81 191V193L79 191L80 197H79V194H77V192H75V195H72L73 193H71V195H69L70 197L69 196L66 197L67 194H65V191L61 192L59 190L61 183L63 184L62 185L63 187H65L68 183L73 186L75 184L74 182H76ZM86 182H87V184H86ZM91 182L93 183V187L91 186L92 185ZM84 183H85V185H84ZM69 184L67 186L69 188H71V186ZM94 184H95V187H94ZM58 185H59V187H58ZM86 185H88L90 189L87 187L89 190L86 189V191H85L86 187L83 188L82 186H86ZM97 186H98V184H97ZM66 189H68V188H66ZM57 190H59L61 192L60 197H58L59 193H57V192H59V191H57ZM76 191H78V190H76ZM84 193H85V195H84ZM35 195L36 196L38 195L37 196L38 200L36 201V203L34 201H33V203L32 202L30 203V199L32 201L33 198H35ZM1 196L2 195L0 194V198H1ZM39 196H41V197L39 198ZM9 197H10V195H9ZM92 198L94 200H92ZM62 199H64V201H62ZM67 199H68V201H70V203L73 202L74 204H73V206H72L73 208L71 210H67L66 211V209L63 207V205H65L68 202V201L67 202L65 201ZM60 201H62V202H60ZM91 201L93 203H91ZM55 203L57 205L58 204L61 205L62 208H59L58 207L59 205L56 206ZM61 203H63V204H61ZM41 206H43L42 209H41ZM197 207H199V206L196 205L192 209L195 210V211L199 210V209H197ZM54 208H55V211L53 212ZM57 208H58L59 212L63 211L62 213L60 212L61 216L63 214H64V216L67 215L64 218L61 217L64 220H60L61 218L58 217V216H56L57 217L56 218L57 221H55L56 219H53V218H55V217H53L54 213L59 214L58 212H56ZM92 208H94L95 210L92 209ZM49 209H51V210H49ZM36 210H37V213L35 214L36 218L34 217L33 221L26 220V218L31 215L30 213L31 212L33 213L34 211L36 212ZM120 210L117 211L116 215L118 214V212ZM122 210H123V208H122ZM126 210L124 208L123 211L126 212ZM64 211H66V213ZM98 212L99 211L97 210L96 213H98ZM106 212H108V213H106ZM110 212H111V210H110ZM110 212H109V210L105 209V212H103V215H105V213H106V215L107 214L111 215V213L113 215V212H111V213ZM120 213L123 214L124 212L120 211L119 212V216H120ZM26 215H27V217H26ZM116 215H115V217L116 218L118 217L117 219H119L120 217L116 216ZM50 216H51V218H50ZM115 217L113 219H115ZM150 217H152V216H150ZM76 218H79L81 220V222H79L78 219H76ZM92 219H93V217H92ZM117 219H116V221H117ZM75 220L78 221V222H76ZM133 220H134V217H133ZM26 221L28 223L29 222L31 223V225H30V223H29V225L32 228L28 227L29 225H28V223ZM114 221L115 220H113L111 224H113ZM58 222L59 223L62 222V224H58ZM67 223H69V224H67ZM77 223H79V225ZM84 223H87V224L83 225ZM164 223L165 224L160 223V225H158L157 234L155 232L154 235H151L152 237L154 236L153 239L156 238L155 234L158 235L160 233L161 229L165 230L167 228L168 222H164ZM35 224H36V226H35ZM111 224L107 225L108 227L106 226L108 228V230L106 228L104 229V230L107 231V233H106V231H105V233H103L104 234L103 235L104 238L102 237V239H106L107 240V237L111 233L110 237L113 238V239L115 238V240L118 241L119 236H121V234H122L120 232L121 230L118 231L119 228H118V230L115 229L116 223H114V225H112L113 227L111 226ZM117 224H118V222H117ZM24 225L27 226L29 228V230L31 229L32 231L31 230H30L31 232L28 231L27 227H25ZM32 225H34V226H32ZM59 226H61V227H59ZM83 226L86 229L87 228L88 229L90 228V229L89 230L88 229L84 230L85 228ZM91 226L93 228H91ZM59 228H60L61 231H59ZM81 228H84L82 230H84L85 232L82 231ZM45 229H46V232H45ZM62 229H63L64 232L62 231ZM78 229H80L79 232H83L84 234L83 233L82 234L80 233V235L76 234L78 232ZM113 229L116 230L117 232H119V234H118L115 231L117 233V234L116 233L115 234L118 237H116V236L112 237V235L114 234V232L112 234ZM6 230H9V231L5 232ZM15 230H17V229H15ZM37 230H38V232H37ZM41 230L43 231V233H42ZM75 230H77V232ZM95 230H96V232H95ZM143 230L144 229L139 228V230L137 229V231L136 230L134 232L131 231V232H133V233H130L132 235L127 237L128 240H127V238L124 239V241L125 240L126 241L125 242L123 241V243H124L123 245L131 243V244H133L134 247L140 246V250L141 251H139V254L146 252V250H148L149 248L152 247V245L151 244L149 245L148 243H152L154 245V242H153V240L150 237L151 240L150 241L149 240L146 241L144 243V245L141 246V242L139 241V238H140V236L143 235V233H144ZM23 231H25L26 234ZM55 231L58 232L60 234V236ZM65 231L67 233H65ZM72 231L75 232V233H71ZM16 232H18V231H16ZM186 232L187 231H183V232H181V234L184 235V233H186ZM44 233H47V234L49 233V237H51L52 236L51 234L54 233L53 234L54 238L51 237L50 238V242L49 241L48 242L45 241L48 244L49 250H48V248L46 250V246L45 245H47V244L45 242L43 244L41 242L39 243V240L43 236L42 234H44ZM177 233L178 232H176L175 235H177ZM75 234H76V236H75ZM257 234H260V233H257ZM26 235H27V237H26ZM183 235H181V236H183ZM251 235H254V233H252ZM68 236L71 237L72 239L68 238ZM174 236H173V238H174ZM25 237L26 238L30 237V238H29V240L28 239L26 240ZM75 237H76V239H75ZM78 237H79V239L77 240ZM173 238L171 237L172 240H170L171 247H174V246L175 247H179L180 244L182 245V243L184 244L182 246L186 245L185 241L182 242L183 241L182 238L181 239L177 238L179 240V243L176 241L177 239L175 240V238L174 239ZM31 239H32V241H31ZM108 239H109V237H108ZM51 240H53V241H51ZM74 240H76V241H74ZM57 241H59V242H57ZM42 242H43V240H42ZM61 242H63V244L66 245V247L67 246L68 247L65 248V246ZM94 242H95V244H94ZM134 242L135 243L137 242L138 244L137 243L135 244ZM244 242L245 241L240 242V245L243 246V247H247V245H248V248L250 249L249 251L252 254H255V252L257 253L259 251H261V252L264 251V250H261L262 248L264 249V244H259L260 242H253V244H252V242H247V243H244ZM74 243H76V244H74ZM31 244L32 245L35 244V245L32 246ZM105 244H102V246H101L103 249L105 248ZM172 244H174V245L172 246ZM61 245H63V247ZM75 245H76V247H75ZM77 245H78V249H80L79 251L77 249ZM90 245H92V247ZM29 246H31V247H29ZM26 247H28V248H26ZM54 247L56 249H54ZM71 247H73V248H71ZM175 247H174V249H175ZM59 248H60L61 251H59ZM63 248H65V249H63ZM70 249L71 250L73 249V250L71 251ZM54 253L57 254V257H56V255H54ZM59 253H60V256H59ZM180 254H182V252L179 253V255ZM263 254H264V252H263ZM69 255H71V256H69ZM94 255H95V257H94ZM97 255H98V257L96 258ZM9 256H11V257H9ZM20 256H22V258ZM153 256H154V258H153ZM153 256L148 261L146 260L144 263L145 264H188V263L191 264L190 262L186 263V261H187L186 259H184V261H183V258L185 257L184 253H183L182 256L180 255V260L178 259L179 260L178 261V260H175L176 259L175 257H169V255L167 253L162 252L161 249L157 248V249H155V253L153 254ZM66 257H67V259H66ZM93 257H94V260H93ZM5 258H7V259H5ZM77 258H78V260H75ZM7 260H9L10 262H8ZM22 261H24V262H22ZM216 262H214V264ZM95 264H96V262H95ZM122 264H125V263H122ZM216 264H218V263H216Z\"/></svg>",
	"mask_w": 264,
	"mask_h": 264
}]
</instances>
